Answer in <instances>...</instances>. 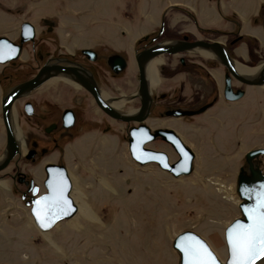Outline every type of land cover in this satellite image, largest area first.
<instances>
[{"label":"rangeland","instance_id":"obj_1","mask_svg":"<svg viewBox=\"0 0 264 264\" xmlns=\"http://www.w3.org/2000/svg\"><path fill=\"white\" fill-rule=\"evenodd\" d=\"M194 1L0 0V36L15 37L18 22L22 19L33 23L41 17H50L57 23L55 31L59 39L68 42L75 50L106 44L127 53L130 59L134 43L153 34L166 8L175 6V3L188 5ZM197 1L211 13L207 4L210 0ZM201 9L198 12L200 21L203 20L205 27L212 26L215 21L211 20L210 14L205 16ZM167 18L170 25L174 20L186 21L183 15L174 11H169ZM249 35L258 38L257 28ZM184 55L191 66L185 71L175 66V57L169 60L157 57L155 77L150 80L153 84L151 89L157 95L165 93V97L154 110L155 117H161L159 114L167 108H174L172 105L184 107L181 109H191V106L199 109L211 101V96L205 92L197 95L200 91L197 90L200 88L197 81L207 84L205 55L199 51ZM256 66L247 68L252 70ZM98 70L103 91L108 95H117L116 85L119 83L122 99L133 90L131 65L121 78L115 80L104 76L100 68ZM161 71L164 72L163 78L158 73ZM20 78L17 76L12 83ZM216 87L219 94L220 87L218 84ZM179 91L178 98L176 94ZM191 92H194L193 96ZM219 99L217 96L215 106L194 115L198 117L191 119L193 122L190 124L173 120L149 121L150 125L156 124L155 128L163 126L175 130L194 152L192 174L178 179L155 164L138 166L129 156L123 133L119 137L112 133L95 134L94 131L102 126L101 114L92 108L90 100L85 101L77 110L80 117H88L74 132L73 137L77 140L67 148V166L73 176L72 195L86 207V216L78 212L72 219L41 232L35 226L28 207L9 190V180L0 179L6 182V187L0 182V264H178L172 241L183 231L200 235L224 262L227 257L224 230L240 215L235 192L236 176L244 154L264 145V140H250L242 124L236 128L234 122L227 129L225 124L217 121L215 115L221 105ZM174 100H178L177 103ZM167 103L169 107H160ZM122 104L125 105L124 102ZM124 105L120 106L121 113H134L131 112L134 107ZM19 114L17 109L14 115L12 113L19 129L25 133L34 131L38 121H31L32 126L25 124ZM45 115V119L39 121L42 125L49 123L52 112ZM65 141L59 144L63 145ZM39 142L41 146L49 145L44 140ZM2 147L0 140V153ZM145 147L165 152L170 163L178 159L169 144L161 140H154ZM261 169L264 173L263 160Z\"/></svg>","mask_w":264,"mask_h":264},{"label":"flooded vegetation","instance_id":"obj_2","mask_svg":"<svg viewBox=\"0 0 264 264\" xmlns=\"http://www.w3.org/2000/svg\"><path fill=\"white\" fill-rule=\"evenodd\" d=\"M207 4L210 5L211 20L215 21L212 26L205 27L202 25L195 11L186 4L175 3L174 5L177 8L169 6L170 8L168 7V9L166 8L163 11L160 23L149 39L142 43L137 40L134 43L130 59L127 53L112 49L106 44L86 47L85 49L94 51L92 54L96 58L95 60L89 59L86 55L80 53V50L83 49L75 50L72 46H69L68 42L59 39V35L55 31L57 23L50 17H41L33 23L22 19L18 22L19 25L15 37L11 38L7 34L1 35L14 44H18L23 37L21 36V26L24 23H29L32 27V37L29 41L23 43L19 57L5 65L0 64V125L2 128L0 130V140L3 142L2 151L7 140H17L19 144L18 151L8 167L3 173H0V179L9 180L11 193L16 194L22 203L34 201L47 193L45 185L48 177L47 169L50 168L54 173L59 174L62 168L71 183L70 196L73 190L71 179L73 176L69 166H67V148L77 140L73 136L74 132L80 129L81 122L87 120L88 116L82 115L80 117L77 110V108L80 109L84 105L85 101L90 100L92 108L101 114L100 123L102 126H99L94 131L95 134L106 135V133H112L114 137H119V134L123 133L126 137L128 130L136 128L140 124L138 122L127 124L110 117L97 106L93 95L88 90L81 87V85L79 86L68 76H72L74 73L79 75L83 73L89 88L96 89V92L100 94V98L103 99L101 100L108 107L120 112V106L113 103L122 100L120 97L121 84L116 85L118 87L116 88L117 95L111 93L108 95L103 91V83L99 78L98 69L100 68L108 79L115 80L121 78L127 72L129 65H131L133 68L132 80L134 86L129 95H132V98L124 103L134 107L131 112L135 113L131 114L136 115L141 108V99L138 95L139 70L135 55L143 53L154 45L168 41H203L212 45L210 58L203 57L205 61V79L209 85L205 81L204 83H201L200 80L197 81L200 87L197 89L200 90L197 91L199 93L197 95L205 92L207 96H211L209 104L212 107L216 105V97L220 98L218 103H221V105L215 117L221 124H225L227 129H230L234 122L236 128L242 124L250 140H264V127L262 126L264 123V77L261 74L264 69V0H210ZM169 11L183 15L186 21L174 20L172 25H170L167 18ZM162 20L164 21V27L160 35H158ZM255 28H257L258 38L254 35H249ZM236 50H238V53L235 54ZM113 53L122 55L126 63L125 70L118 76L112 73V67L115 68L118 62L116 60L118 58L114 57L116 60L114 61V58L111 57ZM184 54L186 53L164 54L162 56L167 60L170 57H175V66L185 71V69L189 70L191 66L189 65V59ZM5 57H8V55ZM222 61H231L233 65L235 64V67L232 66L234 71L243 78H247L246 82L234 76L223 65ZM240 63L244 64L243 67L245 66L244 68L246 69H248L247 66H257L253 67L252 70L248 69L250 72L244 75L237 69L238 66H242L239 65ZM158 73L163 78L164 72ZM17 76H20L21 80L12 83V80ZM34 79H37V84L35 87H29L28 89V84ZM147 81L149 83L146 99L148 100L149 111L143 123L151 131L167 128L163 126L155 128L156 124L150 125L149 121L158 120L163 122L165 120H173L181 121L183 124H190L193 122L191 119L198 117H176L173 115L164 118L155 117L156 113H154V110L157 109L156 107L159 101L162 100L161 98L165 97V93L157 95L151 89L153 84L150 83V80L147 79ZM216 83L220 87L219 94H217ZM15 88H19L17 90L19 97L10 106L11 128L13 131V135L10 137L2 118V102ZM179 93L180 91L176 94L178 98L180 96ZM191 93H193V96L194 92ZM169 105L167 103L164 106L160 105V107L167 108ZM172 106L174 108L167 109L174 112H190L191 109H196L195 106H191V109H181L184 107L179 105ZM16 109L20 111L25 124L32 126L33 123L31 121H38L36 127L33 125L34 131L25 133L23 129H19L20 126L16 123V119L13 124L12 113L14 115ZM58 109L59 114L56 115ZM167 109L160 114H164L165 111H168ZM49 112H52V115L48 118L50 119L49 123L40 124L39 121L45 119V114ZM167 130H172L177 134L173 129ZM40 140L46 141L49 145H39ZM63 140H66L65 143L60 145L59 142ZM50 145L55 147L51 152H49L52 148ZM262 147L264 145L250 150ZM246 153L242 158L243 160ZM262 160L264 161V157ZM34 192L36 193L35 195H33ZM28 209L30 212V208Z\"/></svg>","mask_w":264,"mask_h":264},{"label":"water","instance_id":"obj_3","mask_svg":"<svg viewBox=\"0 0 264 264\" xmlns=\"http://www.w3.org/2000/svg\"><path fill=\"white\" fill-rule=\"evenodd\" d=\"M171 7L177 8V6ZM163 27L164 21L162 20L158 35H160V33L162 32ZM31 28L32 27L29 23H24L21 26V36L23 37L20 39L18 44H14L4 36L0 37V64L4 65L6 63H9L10 61L16 60L19 57L23 43L29 41V39L32 37ZM149 37L150 35L144 36L143 38H141V40H139V43L146 41L147 39H149ZM211 46V44L203 41H172L171 43H161L158 45H154L153 47L146 49L143 53L136 54L135 58L139 70L138 95L141 99V108L135 116L117 112L113 108L106 106V104L102 101L103 99L99 98L96 89L89 88L88 82H86L83 76L74 73L72 76L68 77L75 83L88 90L91 95H93L97 106L101 108L106 114L113 117L115 120L127 124H129V122L140 123L138 127L128 130L125 137L129 156L138 166L144 167L149 164H155L160 170L168 173L172 178L178 179L180 177H187L192 174L193 161L195 156L191 149L183 143V141L174 131L167 129H158L155 131H151L147 126L141 123L146 119L149 111L148 100L146 99L148 94V86L146 87L147 79L145 78V63L153 60L157 56L164 54L171 55L177 53H195L193 52V50H197L201 47L209 50L208 54L211 56ZM80 53L86 55L91 60L96 59L92 54L94 53V51L92 50L83 49L80 51ZM6 55H8V57L4 58V56ZM205 56L210 58L207 55ZM111 57L118 58L116 59L118 62L116 63L115 68L112 67V73L115 76H118L125 70V59L124 57H122V55L117 53H113ZM116 60L114 58V61ZM222 63L234 76L246 82L247 78H243L234 71L231 61H222ZM261 74L264 77V69ZM36 84L37 79H34L28 84L27 88L29 89V87H35ZM19 88L13 89L2 102V118L9 136L10 133L8 111L12 102L19 97L17 91ZM131 98L132 95H127L124 99H122V101L128 102ZM210 106L211 104H206L201 108L190 112H174L168 110L165 111L164 114H160V116L166 117L169 115H173L176 117H189L203 113ZM156 139L169 144L174 149L175 153L178 156V159L175 162L170 163L169 157L165 152L156 151L145 147L147 144ZM18 146L19 144L15 140H7L5 148L0 155V173L6 170L14 155L17 153ZM262 157H264V148H256L248 151L244 157L242 166L238 170L235 192L239 200L238 210L240 215L239 217L234 218L224 230V241L227 252V257L224 263L219 260L215 252L209 246L208 242L200 235L194 233L193 231H183L174 236V239L172 241V249L178 255V264H184V253L182 252L181 248L177 247L178 244L182 243L184 238H191L192 240L201 242L211 253V257L215 261V264H232L233 257L231 246L228 240V232L237 223H250L246 210L256 207L259 204L260 200L264 198V173L261 169ZM47 173L48 177L45 182L47 193L39 198H36L34 201L27 203L24 202V205L30 208V214L33 218V222L37 229L41 232L51 230L59 222L72 219L77 213V207L72 201L71 196H69V192L71 191V183L67 178L65 171L61 168L60 173L56 174L50 168H48ZM35 194L36 193L34 192L33 195ZM255 264H264V257L256 258Z\"/></svg>","mask_w":264,"mask_h":264},{"label":"snow or ice","instance_id":"obj_4","mask_svg":"<svg viewBox=\"0 0 264 264\" xmlns=\"http://www.w3.org/2000/svg\"><path fill=\"white\" fill-rule=\"evenodd\" d=\"M250 223H237L228 232L232 264H255L264 257V198L246 210ZM177 247L184 253V264H215L208 249L199 241L184 238Z\"/></svg>","mask_w":264,"mask_h":264},{"label":"bare ground","instance_id":"obj_5","mask_svg":"<svg viewBox=\"0 0 264 264\" xmlns=\"http://www.w3.org/2000/svg\"><path fill=\"white\" fill-rule=\"evenodd\" d=\"M172 41H170V42H167V43H171ZM163 44H166V43H163ZM194 52H197V51H199V52H201L202 53V55H207V56H209V50H207L206 48H203V47H201V48H199V49H197V50H193ZM160 56H162V55H160ZM160 56H157V57H160ZM157 57H155L153 60H150V61H148V62H146L145 63V72H146V76H145V78L146 79H148V80H153L154 79V77H155V73H154V65L156 64V62L158 61V59H157ZM233 67H235V64L233 65ZM236 69V68H235ZM242 74H244V75H247L249 72H250V70H248V69H246V68H244L243 66H238V68H237ZM240 73V74H241ZM83 74V73H82ZM80 75V76H83L84 78H86L85 76H84V74L83 75ZM86 75V74H85ZM148 81L146 82V87L148 86ZM98 93V95H99V98H100V94H99V92H97ZM122 100H120V101H117V102H115V103H113V104H115V105H119V106H123V104H122ZM107 106V105H106ZM110 108H112V107H110ZM114 109V108H113ZM11 107H10V109H9V111H8V122H9V133H10V137H12V135H13V131H12V128H11ZM135 113V112H134ZM133 113V114H134ZM108 115V114H107ZM129 115H132V114H129ZM110 116V115H109ZM132 116H135V115H132ZM111 117V116H110ZM113 118V117H112ZM16 142H17V140H15ZM73 192V191H72ZM72 192L70 193V196H71V198H72V201L75 203V205H76V207H77V213L78 212H81L82 213V215L81 216H83V217H85L86 215V211H85V209H86V207L84 206L83 207V203H81L80 202V200L79 199H77V197H75V199H74V197H73V195H72ZM81 207L83 208V209H81ZM226 260V259H225ZM224 263V262H223Z\"/></svg>","mask_w":264,"mask_h":264},{"label":"crops","instance_id":"obj_6","mask_svg":"<svg viewBox=\"0 0 264 264\" xmlns=\"http://www.w3.org/2000/svg\"><path fill=\"white\" fill-rule=\"evenodd\" d=\"M179 3H181V2H179ZM187 5V4H186ZM187 6H189L191 9H193L194 11H195V13L198 15V12L200 11V9H201V7L203 8V10H204V12H202V13H204V15L206 16V15H208V14H210V13H208L209 12V9L208 8H206V6L204 5H200V4H198V1L197 0H195L193 3H188V5ZM201 11H202V9H201ZM199 22V21H198ZM201 22V24L203 23V20L202 21H200ZM203 25V24H202ZM2 184H5L4 185V187H6V182H3V181H0Z\"/></svg>","mask_w":264,"mask_h":264}]
</instances>
